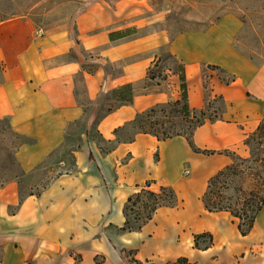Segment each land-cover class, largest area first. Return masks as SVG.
<instances>
[{
  "label": "crops",
  "instance_id": "crops-1",
  "mask_svg": "<svg viewBox=\"0 0 264 264\" xmlns=\"http://www.w3.org/2000/svg\"><path fill=\"white\" fill-rule=\"evenodd\" d=\"M121 18L96 1L71 28L44 32L28 16L0 21V120L23 139L14 155L24 179L0 187V264H264V204L242 235L230 212L202 201L208 178L231 162L218 151L245 155L260 123L264 138V62L234 47L236 30L219 44L223 26H235L227 17L172 37L166 29L124 35L132 24ZM162 53L183 64L190 108L222 103V119L192 136L214 153L194 151L181 135L117 142L115 130L138 113L180 98L178 74L147 77ZM124 84L132 101L96 119L101 95ZM41 169L49 180L38 188ZM147 182L153 191L172 187L177 204L122 230L128 197ZM200 233L211 244L196 247Z\"/></svg>",
  "mask_w": 264,
  "mask_h": 264
},
{
  "label": "rangeland",
  "instance_id": "rangeland-1",
  "mask_svg": "<svg viewBox=\"0 0 264 264\" xmlns=\"http://www.w3.org/2000/svg\"><path fill=\"white\" fill-rule=\"evenodd\" d=\"M96 1L121 10L122 22L129 20L132 24V27L124 32V35L129 36L166 29L172 37L185 30L204 29L215 22L223 21L226 17L230 18L235 26L233 28L223 26V33L217 39L219 44L223 46L224 37L236 30L234 47L256 64L264 62V0H0V21L16 16H28L44 32L64 27L71 28L74 16ZM155 70L158 73L154 80L156 82H168L172 71L179 72L177 63L168 56V53L160 55ZM219 74L222 81L230 78L226 73ZM221 108L222 103L218 100L210 107L209 115L215 117L221 114ZM177 109L178 107L158 106L152 114V119L163 121V124L155 125L153 128L159 130L166 128L169 132L190 129L195 120L182 119ZM198 118L196 116V120ZM128 129L133 130L131 127ZM18 141L19 139L5 124L0 122V182L11 178L24 180L14 159ZM263 154L264 144L260 145L254 139L250 140L247 153L242 157L253 155L256 158L262 157ZM35 175L38 188L49 180V175L44 169ZM252 184L253 181H248L242 187L249 188ZM144 200L145 198H142V201ZM137 206L139 204L134 207L135 210Z\"/></svg>",
  "mask_w": 264,
  "mask_h": 264
},
{
  "label": "trees",
  "instance_id": "trees-1",
  "mask_svg": "<svg viewBox=\"0 0 264 264\" xmlns=\"http://www.w3.org/2000/svg\"><path fill=\"white\" fill-rule=\"evenodd\" d=\"M168 56L177 63L179 72L172 71V73L178 74L180 98L154 105L147 110L138 113L132 121L115 130L117 142L132 141L137 133H149L156 136L158 140L181 135L187 139L189 145L194 151L202 152L204 154L214 153L215 151L213 150L199 149L195 147L192 142V136L194 130L206 121L222 119V108L220 109L221 114L217 116L215 115V117H211L208 112L218 98L207 100L204 108H190L188 105L183 64L171 54H168ZM159 61L160 57L154 62L152 67L148 69L147 77L151 80L156 79L158 76V73H156V70L154 71V68L158 67ZM132 99L133 89L131 84L121 85L102 94L99 99L101 107L97 111L96 119L113 111L122 104L130 103ZM158 106L178 107L177 112H179L182 119L186 121L194 119L195 123L190 129L176 132H169L166 128H162V130L155 129L153 126L163 124V121L152 119V114L156 111ZM214 111L217 112V110H213V112ZM196 116L199 117L197 120ZM0 122L5 124L9 131L19 139L16 146L23 141L20 136L10 129L7 119H1ZM129 127L133 128V130H129ZM254 139H256L258 144H264L262 123L258 125L254 132L250 133L245 138L244 142L248 145L250 140ZM218 152L228 154L231 157V162L208 178L206 189L202 195L204 207L207 211L212 212L222 210L230 212V214L237 219V226L240 233L246 235L251 230L255 217L264 204V168H262L264 166V154L262 157L254 158L253 155H251L252 157H242L231 150H222ZM14 159L16 160L15 155ZM16 163L19 166L17 161ZM20 172L22 175L21 169ZM11 179L1 181L0 187ZM248 181H253L252 187L243 188L242 185ZM149 185L150 183L147 182L144 187L128 197L124 207L125 222L121 228L122 230H138L152 217L154 211L158 207L174 206L177 204L176 193L172 187L160 186L158 191H153L148 188ZM142 198H145V200L142 201ZM137 204H139V206H137V209L135 210L134 207ZM203 238L205 240H202ZM202 242H206V244L202 245ZM211 242L212 236L210 233H200L194 236L196 247L207 246L211 244Z\"/></svg>",
  "mask_w": 264,
  "mask_h": 264
}]
</instances>
